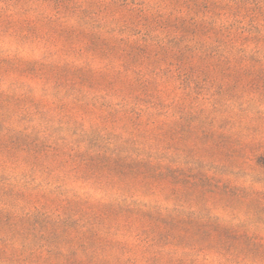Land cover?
Listing matches in <instances>:
<instances>
[{
  "label": "rangeland",
  "instance_id": "1",
  "mask_svg": "<svg viewBox=\"0 0 264 264\" xmlns=\"http://www.w3.org/2000/svg\"><path fill=\"white\" fill-rule=\"evenodd\" d=\"M0 264H264V0H0Z\"/></svg>",
  "mask_w": 264,
  "mask_h": 264
}]
</instances>
